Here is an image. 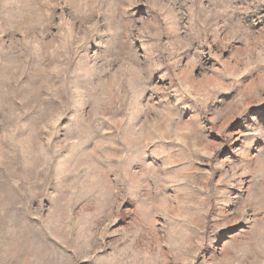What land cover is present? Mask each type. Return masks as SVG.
Wrapping results in <instances>:
<instances>
[{"label": "clouds", "instance_id": "1", "mask_svg": "<svg viewBox=\"0 0 264 264\" xmlns=\"http://www.w3.org/2000/svg\"><path fill=\"white\" fill-rule=\"evenodd\" d=\"M0 264H264V0H0Z\"/></svg>", "mask_w": 264, "mask_h": 264}]
</instances>
